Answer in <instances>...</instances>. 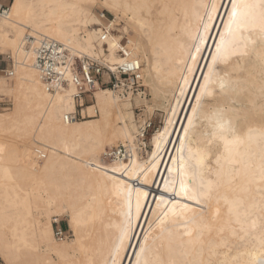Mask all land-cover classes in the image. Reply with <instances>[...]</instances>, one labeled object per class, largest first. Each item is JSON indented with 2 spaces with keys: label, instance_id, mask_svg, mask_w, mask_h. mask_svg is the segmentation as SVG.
<instances>
[{
  "label": "bare ground",
  "instance_id": "1",
  "mask_svg": "<svg viewBox=\"0 0 264 264\" xmlns=\"http://www.w3.org/2000/svg\"><path fill=\"white\" fill-rule=\"evenodd\" d=\"M94 2L13 0L9 16L0 15V53L12 50L10 54L15 60L13 77L7 79L0 75V94L12 97L14 103L13 110L0 113V259L6 251L13 260L43 256L44 253L31 251L32 247L41 246L48 247L47 255H51L60 246L63 255L58 258L59 264H107L123 238V246L128 249L121 253L122 258L126 257L125 264H135L137 256L142 264L206 261L209 248L220 243L219 229L225 228L229 220L226 198L230 200L237 195L238 188L227 183L230 165L223 159L222 148L212 145L211 171L201 168L200 151L215 130L213 114L218 106L230 109L242 106L248 111L250 119L236 122L242 130L261 126L264 117L260 108L259 54L264 45L260 22L257 19L251 30H242L234 38L225 34L227 51L223 54L227 60L216 66L217 72L205 86L203 77L208 75L210 57L216 55L215 45L219 43L218 36L223 34L225 22L223 10L218 13L220 19L213 15V23L208 22L210 6L218 5L219 0H108L122 6L110 14L122 17L121 22L130 31L120 32L118 23L112 33L121 37V44L132 39L129 56L141 64L142 88L124 93L101 87L98 100L94 91L89 105L84 104L85 99L82 101L81 108L95 103L91 115L67 126L61 121L59 102L55 108L50 107L52 93L45 90L31 54L22 48L24 37L30 34L21 32L16 24L31 23L39 37L55 39L69 45L74 52L103 58L107 65L115 67L112 57H118L119 50L111 56L103 50V42L97 41L91 31L96 26L86 22L88 17L82 10L83 5ZM237 2L251 3L252 0ZM201 38L206 43L200 44ZM243 45H247L243 49L247 54H241ZM195 46L200 47V55L195 54ZM221 78L232 81L235 91L222 93L218 85ZM69 86L76 93L75 87ZM69 86L62 89L61 96ZM201 87H206L212 95L202 99L196 116H192L191 109L196 107ZM181 89L184 95H180ZM126 95L130 99L125 100ZM141 98L152 102L148 119L158 116L162 120V125L148 139L150 149L141 137L151 120L146 125L141 121L136 127L128 126L132 122L125 119L131 105L139 103ZM188 118L193 120L194 134L184 138L181 129ZM169 119L173 121L171 127ZM41 120L61 129L60 138L50 135L47 128L38 131ZM165 129L169 134L160 143L158 138ZM34 136L39 139L34 141ZM257 139L254 133L253 145ZM181 143L185 145L183 150ZM118 146L129 149V158L111 162L122 170L127 169L128 175L121 171L112 180L81 164L93 155L105 158L108 149ZM217 155L221 158L223 175L220 176L216 172ZM218 180L220 187L208 201L206 212L185 209V202L193 205L195 201H186L185 196L175 194L181 182L187 191L203 193L207 192L209 183ZM253 196L259 199L255 192ZM58 203H67L76 212L79 231L74 232L70 224L74 244L73 240L59 243L54 236H42L43 220L50 206ZM166 209L169 211L165 216ZM209 222L213 223L211 232L205 228ZM189 231L191 236L185 234ZM201 233L203 253L200 243L196 242ZM237 243L242 245L239 248L244 253L239 256L242 262L258 261L264 253L259 227L254 238ZM139 247L144 248L143 253L138 251ZM232 254L237 255L236 248Z\"/></svg>",
  "mask_w": 264,
  "mask_h": 264
},
{
  "label": "snow or ice",
  "instance_id": "2",
  "mask_svg": "<svg viewBox=\"0 0 264 264\" xmlns=\"http://www.w3.org/2000/svg\"><path fill=\"white\" fill-rule=\"evenodd\" d=\"M122 7L115 3H109L108 0H95L93 4L83 5L82 10L86 13L88 19L87 23L95 25L91 31L96 34L97 41H107V46L103 49L110 56L116 50H119V56H113V62L120 66L119 70L127 71L128 68L139 70L141 65L139 61L132 62L131 65L125 63V59L130 55V49L133 47L132 39H128L124 44L119 43L121 37L112 33V29L116 25L120 24V32H129L130 29L123 23H121L122 17L119 15L109 16L110 12H115L118 8ZM211 14L208 16L209 24L213 23V15H216L217 19H220L218 13L223 10L225 13L224 23L222 25L223 34L218 36L219 43L215 45L216 55L210 57L211 63L207 67V73L203 77V84L206 86L209 83V77L217 72V65L225 62L227 57L223 54L227 51L224 47L226 44L225 34L234 38L235 34L242 30H251L255 26L257 19L260 22L261 42L264 45V0H252L251 3H238L237 0H219V4H211ZM141 26L143 27L142 22ZM16 27L21 32H28L30 35L35 36L36 39L32 40L35 45L39 42V32L32 27L31 23L20 21L16 24ZM107 29V31H106ZM205 35L208 34V26L204 28ZM230 42V41H229ZM206 43V40L201 38L200 44ZM247 45L242 46L241 54H247ZM63 50V49H61ZM196 55H200L201 49L199 46L194 47ZM73 55H80L82 60L85 62L78 66V71L73 69L71 66L65 68L64 72H61L59 66H52L54 73L59 75H53L50 80L49 87H52L53 94L51 97L50 107L55 108L57 102L60 104L61 121L67 126H71L75 123L74 113L78 116L81 109L78 105L82 104V99H75L76 93L69 86L68 90L65 91L64 95L61 96L62 82L65 79H70L73 84H79L80 75H83L84 82L91 86V89L97 92L96 99H99L101 93V85L93 81L91 75H89L88 62L82 53H73ZM191 59L195 62V56ZM260 65H261V114L264 117V50L259 54ZM74 63V61H73ZM112 72H116L117 67L110 65ZM135 79L139 80L140 76L137 75ZM187 84V80L184 81ZM218 85L223 93L224 91H235L232 85V81L227 79H219ZM127 91V89H126ZM143 93L141 96L143 97ZM180 95H184L183 89L180 90ZM212 92L207 91L206 87L199 89V96L196 97V107L191 109L192 116H196L197 108L201 106L202 99L211 96ZM130 99L129 96H125V100ZM205 102H208L205 100ZM151 100L141 98L139 103H133L131 110H129L126 120H130L132 123L128 126L139 127L141 121L147 124L149 115V108ZM92 108H95V103L91 107H84L82 110L85 116H90ZM99 115V112H97ZM172 115L176 113L173 110ZM214 128L215 130L210 134L208 142L205 144L203 149L200 151L199 163L204 171L212 170V157L213 147L215 144L217 149L222 148V155L224 161L230 165L227 176L228 184H236L238 188V194L232 199L226 198L228 205V216L229 220L225 228H220L221 233L220 243L212 248H209V258L205 261L201 259L198 264H264V253L261 254V258L258 261H247L242 262L239 259L241 253L239 248L242 245L237 242H242L246 238H254V234L259 227L261 233V247L264 248V118L261 120V126L259 129L248 127L247 130H242L237 125V121L250 119V113L246 111L242 106L235 109H230L227 106H218L214 111ZM94 123V121H88ZM169 126H173V121L169 119ZM193 120L191 118L186 119L185 126L181 129V133L184 138H189L193 135ZM48 129L49 134L60 138L61 129L49 126L46 121L41 120L38 131L43 132ZM254 133L258 137L255 145H253ZM168 129H165L161 136L158 138L160 143H163V137L167 136ZM39 138L34 136L33 140L37 141ZM159 146V145H157ZM185 147L184 143L180 144L181 150ZM67 150V149H66ZM71 155V154H70ZM258 160V164L256 161ZM217 175H223L221 170V158L219 155L216 156L215 160ZM83 167H90L93 171L101 172L102 174L109 176L112 180L116 179V173L123 171L124 175H128L127 169L122 170L117 164L112 163L110 160L104 158V155H93L88 162H82ZM257 185L255 188L253 185ZM220 187V181L216 183H209L207 192L203 193H191L185 189L183 182L180 183L179 191L176 195H183L186 197V201H195L193 205H189L187 202L183 204V207L188 210L196 208L197 210L207 211V203L213 197V194ZM167 190V186H166ZM259 197L256 199L253 193ZM204 207H201V206ZM168 209L165 210L163 215H167ZM217 217L219 211L217 210ZM62 218L67 219L72 225L74 232H78L80 228L79 221L77 219L76 212L67 203H58L50 206L46 218L43 220V238H50L55 235V225L61 221ZM259 221V224H258ZM163 222V221H161ZM208 232L212 231L213 223L209 222L205 225ZM226 233V235H225ZM191 236V231L185 233ZM202 233L197 236L196 242L200 243V252L203 253V241L201 239ZM72 243H76L75 240ZM191 243V242H190ZM233 248H236L237 255L232 254ZM219 249H224L220 251ZM31 251L36 253H44L43 256H35L30 259H16L13 260L9 257L7 251L4 253L0 264H59V257L63 255V249L57 246L54 251H51V255H47L50 251L48 247H32ZM127 248L123 246V238L120 244L110 254V259L107 264H125L126 257L122 258L121 253H126ZM140 253L144 252L143 247H139ZM223 257V259L213 260L212 257ZM56 257L57 259H53ZM135 264H142L139 256L135 259ZM160 264H177L176 261H161ZM183 264V262H180Z\"/></svg>",
  "mask_w": 264,
  "mask_h": 264
},
{
  "label": "built area",
  "instance_id": "3",
  "mask_svg": "<svg viewBox=\"0 0 264 264\" xmlns=\"http://www.w3.org/2000/svg\"><path fill=\"white\" fill-rule=\"evenodd\" d=\"M9 12L10 6L5 5L0 7V15L2 17L7 18L9 16ZM112 32H114V28L112 29ZM34 39L36 38L31 35H26L23 39L22 48L23 50H25V53L31 54L33 66L39 72L40 79L45 90L53 94L54 89L52 87H49L50 80L53 75H59V73H54L52 70V66H59L61 72H64L65 68L69 66L78 71V66L82 65L85 60H82L80 55L74 56L73 53L77 52H74V50H72L69 45H66L55 39L49 38L47 36H40L39 42L35 45L32 43V40ZM101 42H103V48H105L107 46L106 41ZM83 56L88 62L89 75H91L93 81L101 85L102 88H110L114 91L124 93L131 89L137 91L142 88L141 67L139 70H137L131 68L130 66L127 71H121L119 70L120 66H115L118 70L116 72H112L110 69V65H107L104 62L103 58H96L88 54H83ZM3 61L5 68L0 69V75L6 77L7 79H11L14 75V57L11 54H7L4 56ZM135 61H137L135 57L128 56L124 62L131 65V63ZM137 75L140 76L139 80L135 79ZM71 84L75 87L76 90L75 99H82V101L83 99H85L84 104L90 103L89 97L95 90L91 89V86L87 85L84 82L83 75H80L79 84H73L70 79H65L62 82L61 87L62 89L67 88ZM82 104L78 105L80 109ZM6 105L7 102L0 97V113L6 109ZM73 115L75 120L84 118L82 111H80L78 116L75 113ZM151 127L152 124H148L141 137L142 140L145 141V143L148 139L147 133L149 132ZM129 155L130 151L126 146H118L108 149L105 155V159L110 161H125L129 158ZM54 237L58 242H64L67 241L71 237V235L66 229H64V227L61 225V222H59L55 225Z\"/></svg>",
  "mask_w": 264,
  "mask_h": 264
},
{
  "label": "rangeland",
  "instance_id": "4",
  "mask_svg": "<svg viewBox=\"0 0 264 264\" xmlns=\"http://www.w3.org/2000/svg\"><path fill=\"white\" fill-rule=\"evenodd\" d=\"M6 1V4L9 6L10 4H11V2L13 1V0H5ZM0 7H1V5H0ZM109 16H113L112 14H110L109 13ZM121 23H123V22H121ZM124 24V23H123ZM9 52H6L5 54H1L0 53V69H3V68H5V65H4V56L5 55H7V54H10V52H12V50H8ZM2 61V62H1ZM0 97L1 98H3L6 102H7V105H6V109H11V110H13V108H14V106H13V98L12 97H8V96H5V95H1L0 94ZM91 99H90V97H89V102L91 103V101H90ZM9 102V103H8ZM84 103H85V100H84ZM90 103H88V104H85L86 106L87 105H89ZM82 109L83 108H81V111H82ZM11 110H9V111H11ZM2 113V112H1ZM83 113V112H82ZM83 116H84V118L86 117L85 116V114L83 113ZM83 119V118H82ZM81 120V119H80ZM148 120H151V124H152V127H151V129L149 130V132L147 133V138L149 139L150 137H151V135H152V133H153V131H155V130H157L158 128H159V126H160V124L162 125V120L158 117V116H156V119H155V117L153 118V119H147V121ZM155 122H154V121ZM149 123V124H150ZM148 139H147V145H148V147H149V149H150V140L148 141ZM109 148V147H108ZM148 156V155H147ZM146 156V157H147ZM61 225L64 227V229H66L69 233H70V235H71V237L67 240V241H64V242H70L71 240H74L75 239V237H74V232L72 231V229H71V227H70V223H69V221L67 220V219H65V218H62L61 219ZM59 243H62V242H59Z\"/></svg>",
  "mask_w": 264,
  "mask_h": 264
},
{
  "label": "crops",
  "instance_id": "5",
  "mask_svg": "<svg viewBox=\"0 0 264 264\" xmlns=\"http://www.w3.org/2000/svg\"><path fill=\"white\" fill-rule=\"evenodd\" d=\"M0 5H1V7L7 5L6 1L5 0H0Z\"/></svg>",
  "mask_w": 264,
  "mask_h": 264
}]
</instances>
